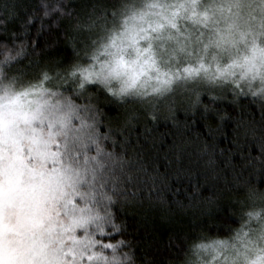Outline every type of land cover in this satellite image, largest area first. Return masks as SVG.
Listing matches in <instances>:
<instances>
[{
	"label": "clouds",
	"instance_id": "clouds-1",
	"mask_svg": "<svg viewBox=\"0 0 264 264\" xmlns=\"http://www.w3.org/2000/svg\"><path fill=\"white\" fill-rule=\"evenodd\" d=\"M24 92L63 118L52 131L65 191L117 226L89 227L113 245L97 244L107 259L92 264H264V0H0V97ZM181 118L231 126L230 147L182 134L160 174L131 132ZM170 179L183 195L161 211ZM153 213L174 225L160 259L128 222ZM5 239L33 264L58 246L48 233Z\"/></svg>",
	"mask_w": 264,
	"mask_h": 264
},
{
	"label": "snow or ice",
	"instance_id": "snow-or-ice-1",
	"mask_svg": "<svg viewBox=\"0 0 264 264\" xmlns=\"http://www.w3.org/2000/svg\"><path fill=\"white\" fill-rule=\"evenodd\" d=\"M22 96L27 97L28 92L16 94L9 100L0 97V260L5 264H33L31 258H25L26 252L18 257L9 251L5 237L15 231L22 239L48 233L50 240L54 238L58 242L41 264L106 261L107 258L94 249L97 244L102 248L113 245L95 239L89 227L94 226L100 236H105L106 226L112 229L117 226L109 218L94 213L87 203L78 206L73 199L77 195L74 190L65 191V187L72 186L68 182L70 178L56 166L60 162V144L52 131L63 118L50 110L52 106L47 101L22 100ZM45 122L47 134L43 128ZM35 123L41 127H33ZM25 132L31 135H24ZM25 148L28 156L24 155ZM29 159L38 160L39 166L29 164ZM48 164L53 166L49 168ZM80 198L87 199L83 194ZM78 229L84 231L82 237L76 236ZM69 240L71 246L65 249L63 245Z\"/></svg>",
	"mask_w": 264,
	"mask_h": 264
},
{
	"label": "trees",
	"instance_id": "trees-1",
	"mask_svg": "<svg viewBox=\"0 0 264 264\" xmlns=\"http://www.w3.org/2000/svg\"><path fill=\"white\" fill-rule=\"evenodd\" d=\"M60 51L66 52L67 49H61ZM258 116L259 113H257V117ZM230 130L231 126H229L228 132H224L207 121L201 126L195 124L187 125L181 118L176 128H173L166 122L157 125H152L151 122L148 124H141L131 132V136L135 142L143 146L147 158L155 162V167L158 169L159 173L168 175L171 169L169 168L165 154L169 151L174 141L182 134L207 143L210 147L219 151L221 148L227 150L230 147L227 140L228 135H230ZM221 167H223V162H221ZM176 184L177 182L175 179H170L167 188L161 193V211H166V207L164 206L168 201L173 200V198H175V200L181 199L183 193L177 190ZM142 195L152 194L142 193ZM145 219H148V217L141 219L139 216L129 215V226L138 229V239L148 242L141 245L143 252L149 256H154L156 259H160L166 254L165 238L167 234L173 230L174 225L169 226L161 224L155 213H153L150 222L145 223Z\"/></svg>",
	"mask_w": 264,
	"mask_h": 264
}]
</instances>
